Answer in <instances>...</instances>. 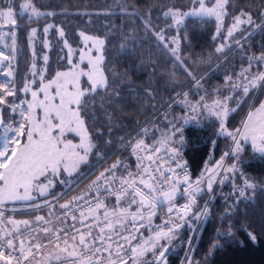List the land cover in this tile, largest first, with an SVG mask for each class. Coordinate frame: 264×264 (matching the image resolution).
Returning <instances> with one entry per match:
<instances>
[{
    "label": "snow or ice",
    "instance_id": "6c2138e0",
    "mask_svg": "<svg viewBox=\"0 0 264 264\" xmlns=\"http://www.w3.org/2000/svg\"><path fill=\"white\" fill-rule=\"evenodd\" d=\"M191 4L189 11L168 7L162 13L166 20H171L167 29L156 30L153 27L151 10L143 17L146 31L151 32L182 65L185 62L180 55L181 42L187 37H181L180 31L185 19H215L216 33L212 37L215 41L229 14V0H191ZM120 12L134 19L140 18L139 13L127 7H121ZM55 15V11H42L34 0H21L18 11L15 0H0V76L5 77L0 82V225H3L0 227V264H32L33 261L40 264L36 253L45 251L48 252L44 257L46 261L60 262L62 258H71L70 264H165L169 248L161 241L176 238L178 230L185 225L193 230V235L189 237V252H192L195 232L211 214L207 201L203 207L197 206L205 186L207 192L213 194V184L218 176H222L219 181L222 184L229 179L227 173H232L234 177L240 172L245 143H250L253 152L264 159V100L258 99L260 93L264 92V72H251L254 66L259 67L264 62V51L259 56H249L247 67L235 78L226 76L224 87L230 90V94L221 95L218 92L217 98L210 103L205 96L193 103L188 99L189 93L175 91L180 86L174 84L173 104L180 103L189 109L181 117L183 124L170 121L168 131L153 144L146 143L149 129L142 128L128 141L131 156L136 160L134 169L125 160H117L101 172L91 186L95 188V195L89 189L85 195L74 197L72 202L59 204L65 220L61 221L59 228H40L39 231L47 235L46 240H40L31 235L35 228L29 232L21 230V226L29 229L31 221L17 220L5 214L17 211L18 203L37 210L45 205L52 207L48 198L60 199L52 193V189L57 182L66 183L63 179L65 174L69 177L78 174L81 165L89 162L90 155L105 159V154L95 151L97 145L88 127V106L91 102L94 108L97 96L103 92L105 96L101 100V109L106 113L113 100L109 94L113 84L130 75L127 68L122 72L114 70L111 76L107 74L106 38L80 31L78 35L82 47L77 49L73 48L63 28L57 27L58 35L67 49V55H61L60 60H66L68 66L49 78L47 53L42 57L43 67L37 66L35 41L38 29L32 28L28 40L33 59L23 87H18L15 83V66L18 56L23 53L18 48L20 25L17 18L27 17L31 23ZM232 19L234 22L227 27L223 42L215 49L217 53L224 52L230 40H235L237 45L242 43L241 39H235L236 32L241 31L242 26L251 27L253 31H264V0H261L255 18L248 8L242 7L232 15ZM53 27L47 24L43 28L45 49L51 47L48 34ZM173 28L176 34L167 36L166 33ZM133 33L134 30L128 32L125 39L133 38ZM251 34L248 33V36ZM121 49L131 57V52L126 51L124 45H121ZM136 50L134 44L132 51ZM77 53L78 60L74 58ZM185 71L194 86H203L202 78L186 65ZM239 91H242L243 97L239 96ZM148 95H152L151 91H148ZM115 96L119 97V91L115 92ZM249 98L253 103L246 117L239 127L229 130L226 121L230 112H235ZM233 100L236 107L230 108L229 102ZM203 112L219 121V134L230 137L232 145L231 150L226 151L213 168L206 169L207 175L202 172L193 181L186 163L182 162L185 143L183 128ZM108 131H112L111 127ZM97 132L103 135L102 129H97ZM228 157L234 162L225 167L224 160ZM240 176L243 183H234L237 204L248 199L250 189L254 196L257 187L244 173L240 172ZM178 197L186 198L187 202L178 205ZM40 198L44 199L41 201ZM78 201L87 205V211ZM73 204L79 210V217L72 208ZM163 205H167L168 219L153 228L152 218ZM70 211L74 223L69 226L67 217ZM56 219L59 220L60 216ZM35 220L37 224L52 223L40 215ZM77 221L79 226L75 223ZM141 228H147L150 235L145 237L139 232ZM244 231L253 244L258 242L254 231ZM220 235L234 239L233 226L229 225L227 232L218 233V237ZM49 245L51 251H48ZM219 246L217 239L206 254L204 264ZM193 261V255L186 254L183 264H193ZM65 264H69L67 259ZM195 264L201 262L196 261Z\"/></svg>",
    "mask_w": 264,
    "mask_h": 264
},
{
    "label": "trees",
    "instance_id": "16d2710c",
    "mask_svg": "<svg viewBox=\"0 0 264 264\" xmlns=\"http://www.w3.org/2000/svg\"><path fill=\"white\" fill-rule=\"evenodd\" d=\"M15 2L18 11L21 0H15ZM34 2L42 11H55L56 15L31 23L28 22L27 17L17 18L20 25L17 36L18 48L23 53L18 56L16 64L15 83L18 87H23L31 61L28 33L34 27L38 29V36L41 37L43 28L47 24L54 25L48 34L51 44L48 49V77L67 65L66 60H60V56L65 55V50L61 45L62 40L56 35L57 27L63 28L73 47L79 45L80 31L106 38L107 74L111 76L114 70L122 72L125 68L130 73L123 81L114 83L113 88L110 89L109 94L113 96V100L109 103L106 113L101 109V100L105 96L103 92L97 96L94 108L90 102L88 127L97 145L95 151L105 154L108 158L99 165L103 159H98L94 154L90 155L89 162L81 165L78 174L74 173L72 177L64 175L65 181L71 180L70 187L89 173L80 184L70 189L71 192L56 200L54 204H57L58 211L59 204L66 200L68 202L75 196L78 197L77 193H80L81 189H84L81 192L83 195L88 193L89 189L93 193L95 191V188L91 187L93 181L117 160H125L134 169L136 160L131 156L128 146L130 138L135 137L142 128L147 127L149 131L146 143L151 144L158 135V131L168 124V120L174 119L176 114L183 113V108L178 103L173 104L175 91L188 92L193 98L196 96L197 88L185 71V65L192 69L197 77L202 78V84L206 87L211 85L214 79L220 78L218 73H214L216 70L226 72L223 71L226 66V69L235 71L244 64L246 56L264 51V31H253L251 27L242 26L241 31L236 35L238 39H243L248 36V33L252 34L211 69L210 67L220 56L215 51L219 43L218 38L215 41L212 39L216 31L215 21L188 17L180 31L181 37H187L181 42L180 55L185 62L182 65L155 36L151 35V32L146 31L143 17L151 10L153 27L156 30L167 29L171 20H166L162 13L168 7L189 9L192 6L191 0H34ZM260 3L261 0H229L226 23L232 21V15L242 7L248 8L255 18ZM121 7H127L139 13L140 18L134 19L131 15H124L120 12ZM105 12L109 14H103ZM257 22H260L259 19ZM133 30V38L126 40L127 33ZM166 34L167 36L175 35L176 29L173 28ZM134 44L136 51H132ZM121 45L125 46L126 51L131 52V57L122 51ZM232 46L234 47L235 43ZM42 51L43 47L39 43L36 46V53L40 54ZM37 65L38 67L42 65L40 58L37 60ZM258 68L262 69L261 66ZM204 72L206 73L203 74ZM174 84L180 86L175 91ZM116 91H119V97L115 96ZM148 91H151L152 95H148ZM117 100L120 102L117 103ZM170 104L173 106L169 107ZM246 108L247 106L243 103L237 111L229 115L226 121L227 128L232 130L240 125ZM109 127L112 129L111 132L108 131ZM97 129L103 130L102 136ZM183 136L185 143L182 148V161L189 164L191 176L194 179L200 175L211 149L214 158H218L228 151L231 144L228 137L217 133V123L214 121H207L199 127L185 126ZM227 160L229 162L230 157ZM240 170L256 183L255 195L253 196L252 191V197L241 200L237 204L234 183L239 184V179L236 178L232 182L228 176L229 179L219 185L214 195L212 194L211 199L207 201L211 214L206 221L199 224L195 232L196 238L192 242L194 250L189 252V237L193 235L192 229L184 226L179 230V245L173 251L166 253L165 264H183L186 254L193 255V264L196 261L204 264L206 254L217 239L220 246L214 250L212 256L207 257L206 264H264V159L253 153L247 146ZM60 184L57 182L52 189L55 195L69 189L62 184V187H57ZM203 204L204 199H201L199 207ZM42 211L43 209L40 208L5 215L34 216ZM229 225L233 226L235 238H229L226 235L218 237V233L227 232ZM244 229L254 231L258 242L253 244ZM37 235L41 238L47 236L44 233Z\"/></svg>",
    "mask_w": 264,
    "mask_h": 264
},
{
    "label": "rangeland",
    "instance_id": "374dc122",
    "mask_svg": "<svg viewBox=\"0 0 264 264\" xmlns=\"http://www.w3.org/2000/svg\"><path fill=\"white\" fill-rule=\"evenodd\" d=\"M191 7H192V6H191ZM191 7H190V8H191ZM190 8H189V9H186V10H183V11H189ZM18 10H19V9H18ZM213 20L215 21V19H213ZM233 22H234V21L232 20V21H230L229 23H226V20H224V27H223V29H222V31H221V34L217 37V38H218V42H219L218 45H219L220 43L223 42V39H224V37L226 36L227 27L230 26ZM215 24H216V21H215ZM33 28H34V27H33ZM31 29H32V28H31ZM56 29H57V28H56ZM50 31H51V29H50ZM238 32H239V31H238ZM238 32H236V34H235V39H238V37L236 36ZM215 33H216V31H215ZM56 35L59 37L57 30H56ZM59 38H60V37H59ZM43 39H44V32L42 33L41 37L37 36V39H36V41H35V50H36V46L39 45V43H41V45H42V47H43ZM48 39H49V35H48ZM241 40L243 41V39H241ZM234 43H235V40H230V42H229L228 46L226 47L225 51L222 52V53H218V54H220V56H219V58L216 60V62L210 67L211 69H212V67H213L215 64L219 63L223 58H225V57L228 55V53H229L230 51H232L236 46H238V45L235 43V46L233 47L232 45H233ZM61 45H62V47H64V45H63V41H62ZM218 45H217V46H218ZM79 47H82V44H81V42H80V37H79V45H77V47H73V48H77V49H78ZM232 47H233V48H232ZM64 50H65V56H66V55H67V49L64 48ZM45 53H47V55H48V49H45L44 47H43V51H42L40 54H37V53H36V54H37V60L40 58V60L42 61V65H40L38 68H42V67H43V59H42V57H43V55H44ZM259 55H260V54H255V55L251 54V55L246 56V57H245V62H244V64H241V65H240L235 71H232V70H228V69H226V68H227L226 66L224 67L225 70H223V71H226V72H222L221 70H216L214 73H218V74L220 75V78H219V79H214V80H213L214 82H213L211 85H209V86H206V87H205L204 84H202V85H203L202 87H197V88L195 89L196 96H194L193 98H191L190 96H188V99L191 100L193 103H195L196 101H199V100H200V97H201V96H205V99L210 103L212 99L217 98V94H218V92H219L221 95H228V94H230V90L224 87L225 77L228 76V75H232V76L235 78L236 76H238V74L242 71V69H243L244 67H247V65H248V63H249V61H248V57H249V56H259ZM18 58H19V57H18ZM18 58H17V61H18ZM74 58H75L76 60L79 59V55H78V53L76 54V56H75ZM30 59H31V61H30V65H31V62H32V59H33V56H32V50H31V49H30ZM66 64H67V61H66ZM30 65H29V68H30ZM37 66H38V65H37ZM67 66H68V65H66L65 68H67ZM260 66H261L262 69H260V68H258V67H256V66H254V67L251 69V72H253V73H256V72H264V62H262V63L260 64ZM15 68H16V66H15ZM65 68L58 69V70H64ZM58 70H56V71H58ZM56 71H55V72H56ZM28 73H29V70H28ZM205 73H206V72H204L203 74H205ZM54 74H55V73H54ZM54 74H53V75H54ZM203 74H201V76H202ZM53 75H52V76H53ZM49 78H50V77H49ZM4 79H5V77L0 76V82H2ZM85 83H86V81H85ZM193 83H194V82H193ZM193 83H192V84H193ZM237 91H238V90H237ZM239 96H240V97H243V93H242V91H239ZM258 99H259V100H264V92H263L262 94L259 95ZM252 101H253V100H252L251 98H249V99L247 100V102L244 103V104L247 106V108H246V113H245L243 119L246 117L247 112L250 110V106H251V104H252ZM242 104H243V103H242ZM178 105H179L180 107L183 108V113H182V114H176V115H175V119L168 120V124H166V126H165L164 128H162V129H160V130L158 131V135L155 136V139L152 141L151 144H153V143L155 142V140L160 139V138L162 137V134L168 131V129H169V127H170V123H169L170 121H171L172 123H180V124H183V120L181 119V117H184V116L186 115V113L189 111V109H187L184 105H182V104H180V103H178ZM229 106H230V108H231V107H236L235 100L230 101V102H229ZM237 110H238V108H237ZM237 110H236V111H237ZM231 113H232V112H230V114H231ZM230 114H229V115H230ZM243 119H242V120H243ZM207 121H214V122L217 123V133L219 134V121H218L215 117L210 116L207 112H203L202 114H198L194 120H192L191 122H189L187 125H184V127H185V126H188V125L198 126V127H199V126L204 125V123L207 122ZM240 124H241V123H240ZM239 126H240V125H239ZM239 126H238V127H239ZM228 129H229V128H228ZM229 130H231V129H229ZM222 136H225V135H222ZM226 137H227V136H226ZM228 138L231 140L230 137H228ZM231 145H232V141H231V144H230V147H229L228 151L231 150ZM247 146H249L250 150L253 152L250 143H245V144H244V151H245V147H247ZM244 151L241 153V160H242V161H243V158H244ZM253 153H255V152H253ZM256 154H258V153H256ZM258 155H259V154H258ZM222 156H223V155H222ZM222 156H220V157H218V158H214V155H213V152H212V149H211V150H210V153H209V155H208V157H207V160H206V162H205V164H204V167H203V169H202V171H201V173H202V172H205V175H207L206 169H207V168H213V167L216 165V163H217L218 161H220V159H221ZM225 159H226V162H225V160H224V166H225V167H227L228 165H230V164H232V163L234 162L233 159H232L231 157H230V161H229V162H227V161H228L227 158H225ZM226 164H227V165H226ZM240 172H242V171L240 170ZM240 172L236 173V175H235L234 177H233V174H232V173H227V175L230 176V178H231L230 180H231L232 182H234L235 179L237 178V179H239V184H242L243 181H242V179H241ZM201 173H200V175H199L198 177L201 176ZM242 173H243V172H242ZM198 177H197V178H198ZM197 178H195V180H196ZM249 179H250V178H249ZM227 180H228V179H227ZM225 181H226V180H225ZM223 183H224V182H223ZM223 183H222V184H223ZM70 184H71V180H67L66 183H63L62 185H63L64 187H66V189H67V188L69 187ZM219 185H221V183H220ZM219 185H217V186L215 187L214 191L216 190V188H217ZM58 186L62 187L61 184H60V185H57V187H58ZM72 186H73V185H71V186L69 187V189H67V190L64 191L63 193H58V194H56V196L61 197V195H63L64 193H66V194L64 195V196H66L69 192L72 191V190H70ZM83 190H84V189H83ZM83 190L81 189V190H80V193H77V196H81V195H83V194L81 193ZM252 191H253V190H251V189L249 190V192H248V198H249V197H252ZM211 195H212V194H209V193L207 192V189H206V186H205V191H204L203 194L199 197V199H198V201H197V206H199V203H200L201 199H204V204H205L206 201H208L209 199H211ZM213 195H214V193H213ZM62 197H63V196H62ZM75 197H76V196H75ZM43 199H44V198H40L41 201H42ZM48 199L51 200V197L48 198ZM184 200L187 201L186 198H184ZM66 202H67V200L64 201V202H62V203H66ZM204 204H203V206H204ZM203 206H202V207H203ZM9 207H11V205H10ZM16 208H17V209H23V210H24V209H29V208H27L26 206H24L23 204H20V203H18V204L16 205ZM185 226H187V225H185ZM187 227H188V226H187ZM179 230H180V229H179ZM179 230H178V231H179ZM140 233H143V235H144L145 237H147V236L150 235L149 231H145V232L142 231V232H140ZM191 233H193V230H192ZM161 244H166V245L168 246V248H169V251H173V250L179 245V239H178V236H177L176 238L172 239L171 241H168V240H162V241H161ZM49 249H51V247H49L48 250H49ZM167 253H168V251H167ZM45 256H47V251L42 252V253H40L39 255H36V259L39 260L40 263H42V261L45 260V259H44ZM148 256H149V258H150V257H151V253H149ZM66 259L69 261V264H70V259H71V258H62V260H61L60 262H57V261H48V262H49V263H56V264H65V260H66ZM165 263H166V261H165ZM32 264H35V262L33 261Z\"/></svg>",
    "mask_w": 264,
    "mask_h": 264
},
{
    "label": "built area",
    "instance_id": "2783aa9c",
    "mask_svg": "<svg viewBox=\"0 0 264 264\" xmlns=\"http://www.w3.org/2000/svg\"><path fill=\"white\" fill-rule=\"evenodd\" d=\"M182 162H183V161H182ZM185 163H186V162H185ZM186 165H187V171H188V173H189L190 178H191L193 181H195V179L191 176V169H190L189 164L186 163ZM221 179H222V176H218V177L216 178V182L213 184V188H214V189H215V187H216L217 185L220 184L219 181H220ZM181 187H183V185H182ZM91 194L94 196V195H95V191H94L93 193H91ZM84 195H85V194H84ZM78 197H79V196H78ZM101 198H103V197H101ZM72 201H73V198H72V200H69L68 202H72ZM186 202H187V201H185L183 197H178V199H177V204H178V205H181V206H182V205L185 204ZM77 203H79V204H81V205H84V202H83V201H78ZM72 208H73L74 211H76L77 217H79V210L77 209L76 204H73V205H72ZM84 208H85V211H87V205H84ZM62 212H63V210L60 209V210L57 212V214H56V217H57V216H60V219H59V220H57L56 217H55L56 222H57V223H56V228H59V227L61 226V221L65 220V217H63V216L61 215ZM71 215H72V212L70 211V212L68 213V217H67V224H68L69 226L72 225V224L74 223V222L71 220ZM168 216H169V214H168V212H167V205H163L161 208L157 209V213H156V215L152 218V226H153V228L162 225L163 222H164L165 220L168 219ZM43 217H44V216H43ZM46 220H48V219L46 218ZM75 223H77V226H79L78 221L75 222ZM2 226H3V225H0V227H2ZM42 227H49V228H51V224H47V223H43V222L40 223V224H37L36 220H33L29 229H25L23 226H21V230L24 231V232H29V231H31L32 228H35L36 231H31V235L35 237V235L40 234V233H43V232L39 231V229L42 228ZM142 231H148V229H147V228H141V229H139V232H142ZM46 239H47V236L40 238V240H46ZM49 247H51V245H49L48 248H49ZM40 253H41V252H37L36 255H39Z\"/></svg>",
    "mask_w": 264,
    "mask_h": 264
},
{
    "label": "crops",
    "instance_id": "0c3cea01",
    "mask_svg": "<svg viewBox=\"0 0 264 264\" xmlns=\"http://www.w3.org/2000/svg\"><path fill=\"white\" fill-rule=\"evenodd\" d=\"M49 201H50V204L52 205V207H49L47 205L41 207L43 209V211L41 213H38V214H36L34 216H32V215H30V216L23 215V216H16L14 218L17 219V220H25V219H27L29 221H33L37 215L43 214L48 220L50 219L52 221L51 228H53V227L56 228V223L57 222H56L55 217H56V213L58 211L57 210L58 206H57V204H54L56 202V200H49ZM29 210H35V209H30V208L29 209H24V210L23 209H17V211H15V212L23 213V212L29 211ZM15 212H7V213H15ZM39 236L40 235H36L35 237H38L40 239L41 237H39ZM48 251H51V249H49ZM47 254H48V252H47ZM40 264H49V262L46 261V260H43L42 263H40Z\"/></svg>",
    "mask_w": 264,
    "mask_h": 264
},
{
    "label": "water",
    "instance_id": "95a60500",
    "mask_svg": "<svg viewBox=\"0 0 264 264\" xmlns=\"http://www.w3.org/2000/svg\"><path fill=\"white\" fill-rule=\"evenodd\" d=\"M108 157H105V159H103L100 163H99V165H101L102 164V162H104L106 159H107ZM90 173H91V171H90ZM88 174L89 173H87L86 175H84L83 177H81L73 186L75 187V186H77L78 184H80L82 181H83V179L85 178V177H87L88 176ZM72 186V187H73ZM71 187V188H72ZM66 193H64L63 195H61V197L60 198H62V196H64Z\"/></svg>",
    "mask_w": 264,
    "mask_h": 264
}]
</instances>
